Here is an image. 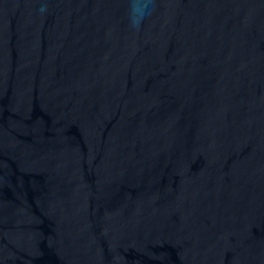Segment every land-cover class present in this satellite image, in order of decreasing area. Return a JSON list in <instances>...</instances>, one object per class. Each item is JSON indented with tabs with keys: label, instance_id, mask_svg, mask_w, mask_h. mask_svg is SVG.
I'll return each mask as SVG.
<instances>
[{
	"label": "water",
	"instance_id": "obj_1",
	"mask_svg": "<svg viewBox=\"0 0 264 264\" xmlns=\"http://www.w3.org/2000/svg\"><path fill=\"white\" fill-rule=\"evenodd\" d=\"M0 264H264V0H0Z\"/></svg>",
	"mask_w": 264,
	"mask_h": 264
}]
</instances>
